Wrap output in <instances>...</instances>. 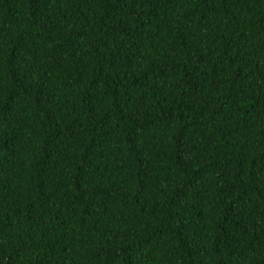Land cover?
<instances>
[{
    "label": "trees",
    "instance_id": "obj_1",
    "mask_svg": "<svg viewBox=\"0 0 264 264\" xmlns=\"http://www.w3.org/2000/svg\"><path fill=\"white\" fill-rule=\"evenodd\" d=\"M0 264H264V0H0Z\"/></svg>",
    "mask_w": 264,
    "mask_h": 264
}]
</instances>
